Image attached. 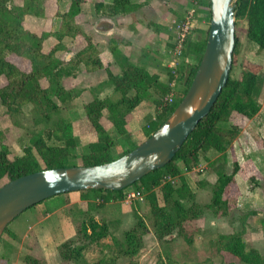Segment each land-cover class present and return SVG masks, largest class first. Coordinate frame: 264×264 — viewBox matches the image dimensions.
Wrapping results in <instances>:
<instances>
[{"label": "trees", "instance_id": "1", "mask_svg": "<svg viewBox=\"0 0 264 264\" xmlns=\"http://www.w3.org/2000/svg\"><path fill=\"white\" fill-rule=\"evenodd\" d=\"M47 2L48 0H0V81L3 82V85H0V103L5 109V114L11 116L14 122L17 116L31 106L32 110L40 115L35 122L36 125H48L44 130L33 133L29 146L24 149V154L14 159L11 158L10 146L5 142L0 143V182L6 180L8 183L44 169L102 165L131 152L139 145L124 150L117 158L113 156L112 151L118 146V140L102 124V120L106 117L115 128L117 135L125 139L129 135L127 124L130 114L144 101H151L156 106V115L143 129L147 140L167 121L187 94L205 52L209 30L204 33L203 38L195 39L194 29L184 48V57L192 59L193 64L189 65L188 69L182 66L179 68L178 81H183L185 88L175 105H165L164 99L169 94L170 83L175 80L172 72L168 71L169 85L164 84L159 76L152 75L144 67L132 63L117 45L112 47L111 52L121 72L115 75L108 70V79L100 86H111L112 96L104 99L96 96L84 105L86 118L96 134V141L89 143L88 152L84 151L80 157L82 165H78L75 162L79 158L77 156L79 141L73 122L62 118L49 125L50 120L65 107L79 102L81 93L66 87V82L77 77L82 68L96 71L104 66L99 51L93 44L76 54L71 61L58 56V53L65 48L63 44L65 37H77L83 33L76 20L82 13L85 0H71L68 10L59 15L62 24L57 32H43L38 35L26 28L28 17L47 18ZM204 4L209 10L207 14L211 21V0H205ZM235 4L237 21H246V38L264 52V0H237ZM94 8L97 12L103 10L106 14L118 16L135 11L138 6L131 0H113L110 5L99 3ZM52 38L56 43L49 52L45 53L44 43ZM236 38L233 67L238 63L240 47L237 33ZM10 55L27 58L31 63V69L28 72L21 70L8 60ZM248 67L243 65L238 78H234L231 71L228 84L215 106L189 136L172 162L129 187L136 188L146 196L154 217V233L159 241L169 240L170 243V240L174 241L177 237L185 236L187 223L201 216V206L197 202L196 193L190 178L183 174V170L192 172L202 162L209 160L212 151L225 157L241 133V128L232 123L233 115L240 114L251 120L261 111L258 97L263 83L262 72L250 70ZM43 80L48 83L46 87L42 85ZM227 124L230 127H226ZM261 143L264 147V140ZM222 168L223 166L218 168L217 180L211 185L212 200L209 208L216 216H228L232 211V205L224 199V195L240 171L237 161H234L231 174L226 173ZM207 184L206 181L198 183L200 186ZM157 188L162 192L163 206L159 205ZM128 189L87 190L64 195L75 194L89 207L92 200L98 196L102 206H105L110 202H123L128 195ZM135 216L136 226L125 233L121 247L107 253L95 264H119L121 258L129 259L131 264H138L135 256L144 247V236L148 234V227L140 215ZM75 226L77 237L99 241L107 236V224L95 218L87 222H76ZM8 230L7 228L5 232L9 233ZM244 232L243 229L230 235L219 236L218 252L233 255L240 264H264V259L258 251L249 248L244 242ZM10 236L12 239L17 238L14 233H10ZM3 244L6 245L4 237L0 241V248ZM71 245V241H66L58 247L60 258L65 263L72 261L78 263L81 261V249L73 248ZM6 246L9 248L8 245ZM23 262L49 264L40 252L26 255ZM0 264H7L4 257L0 256ZM157 264L180 263L168 256L167 259L159 258Z\"/></svg>", "mask_w": 264, "mask_h": 264}, {"label": "rangeland", "instance_id": "2", "mask_svg": "<svg viewBox=\"0 0 264 264\" xmlns=\"http://www.w3.org/2000/svg\"><path fill=\"white\" fill-rule=\"evenodd\" d=\"M135 1L137 0H131V2L133 3H135ZM66 10H68V4L66 2L61 5L57 2V0H48L46 4L47 18L37 19L35 17H28L26 21V28L38 35H41L43 32H57L60 30L62 24V19L59 15ZM86 11L89 13V9H87L86 4H84L82 13L76 20L83 33L79 34L77 37L68 36L64 38L63 43L65 48L63 51L58 53V56L61 59L71 61L76 54L86 48ZM206 11L209 12L208 9H206ZM209 26L210 16L209 14H207V23L203 26V28H194L195 30L193 31V35L195 36V39L203 38L204 33L209 30ZM236 33L240 39V47L238 51V63L232 69V76L234 78L240 77L243 70V65L249 66L248 68H250V70L262 72L261 76L263 83L261 85V90L258 97V100L261 104V111L253 120L254 127L256 125H259V123H264V52L259 50L255 44L251 43L246 38L245 20L237 21ZM55 43L56 41L53 38L47 40L44 43L43 51L45 53L49 52L55 45ZM117 47L119 48V46ZM120 48L119 50L122 52ZM8 60L17 65L21 70L25 72H28L31 69V63L25 57L10 55L8 57ZM160 60L161 57L157 62L161 63ZM132 61L134 60L132 59ZM185 62L181 65L182 67L190 65ZM116 64L118 65L117 62ZM115 69L117 68L114 67L115 73L120 72L119 70ZM96 71L97 72L94 76V74L92 75L91 72L86 73V68H83V70L77 77L72 78L66 83V87L75 89L81 93V96L78 98L79 102L70 104L69 106L61 110L59 114L54 115L49 124L52 125L55 121L62 118L69 119L73 122L75 134L79 141V148L77 150V156L79 158L75 162L78 165H82L80 157L84 153V151L88 152L89 143L96 141V134L90 128V125L87 121L84 105L86 104V102L93 100V94H95V90L106 91L104 92V95H102L104 97L113 95V88L111 86L106 85L104 87H100L102 83L96 85L99 80L108 79V72L106 73L105 71H103L100 75L98 73L99 69H97ZM177 78H179V76ZM0 85H3L2 81H0ZM42 85L44 87L48 85L46 80L42 81ZM91 87H93L92 92H90L92 90ZM179 90L180 87H177V91ZM178 97L179 95H177L176 97L175 104L178 102ZM4 111L5 109L0 103V143L5 142L10 146L12 151L11 158L14 159L17 156L24 154V149L25 147L29 146L32 134L44 130L48 125H36L35 122L40 117V115L35 113L34 110H32L31 106L26 108L23 114L17 116L15 118V122L13 118L5 114ZM154 115L155 112L154 108L152 107V102L144 101L130 114L128 118L129 120L134 119V117L140 119L138 123L143 124L142 126L145 127L146 122L151 120ZM249 120L250 119L240 114H234L232 117V123L239 126L241 128V132L243 131V129L249 128L247 125L249 123ZM102 124L110 131V133L114 137H118L115 128L111 125V123H109L106 117L102 120ZM225 126L230 127V125L228 124ZM144 127L142 128V132H144ZM257 128H255L254 130H251L249 128L248 132H251L252 138H250V135H248L246 131L244 136H249L248 141H240V145H242L246 153L244 156L242 154V149L239 150V152L237 148L233 150L232 144L225 157L212 151L209 154V160L202 162L192 172H185L186 174L184 173L185 176L190 178L192 188L196 192L197 202L201 206L200 218L187 223L185 236L180 238L177 237L174 241L170 240V243H168L169 240L168 242H166V240L159 241L154 233V217L152 214L151 206L147 201L146 196L143 194L141 196L142 199L130 200L128 198V195L130 193L139 192L138 190H136V188L132 187L127 190L128 195L123 202H110L109 204L102 206L101 200L97 198L98 196H96L95 199H93L91 202V207H89L88 204H84L83 209H81L80 211L76 208L69 210V215L71 216L74 225L76 224V222H87L92 218L106 223L108 226V231L106 234L107 236L99 241H95L87 237L76 236L74 239H71L69 241H71V246L73 248L81 249V261H79L78 263H75L76 261L65 263L62 262L61 258H58L54 262V264H95L96 262L101 260L107 253L116 251L121 247V244L125 240V233L132 230L134 226H136L137 219L135 215L137 214L143 218L146 226L148 227V234L144 236V247L135 256V260L138 262V264H157L159 258L162 257L164 259H167L168 256L173 257V259L178 261V263L180 264H224L223 258L215 254V248H217L218 246V240L215 237L216 235H219L217 234L219 230H224L221 229L220 226H217V222L219 221L218 218H225L227 222L231 223L233 230H238L240 226L238 222H242V219H244L245 217V213L243 214L241 210H245V207L244 205H242L243 207H241V210L235 207L237 204V201L235 200L237 198L236 183L240 176L241 179H243L244 176L239 174L236 175L234 183L231 184L230 187H228L224 195V199L228 200L232 205V211L229 213L228 217L214 215L212 209L209 208L212 200L211 186H200L198 185V183L200 181H207L206 178L215 180V178H217V170L221 166H223L222 169L226 173L231 174L234 169V161H237V159L239 158V160H241L245 165L250 166L248 167L250 168V172L245 175L243 182H246L247 186H250L255 190L259 189V187H261L262 189L261 197L258 194L250 196L254 199V205H252L251 207H256V205L260 204V202L264 203V180L262 178V180H260V178H257L259 168L258 165L254 164L252 156H250L251 154L255 157V155L259 156V152L264 153V151L262 150L264 149V147L261 143L262 140H264V125L263 127L261 126ZM112 152L113 156L117 158L120 154L119 146H116ZM241 179L239 180L242 184ZM6 183V180L0 182V187L5 185ZM244 191H247V188H245ZM156 192L159 205L163 206L164 199L160 188H157ZM48 201L46 200V202L44 201L42 202V204L40 203L38 204V206L36 205L31 209L25 211L8 226L9 233L5 232L3 237L6 241V245H8L9 248L6 245L4 246V244L0 248V256L4 257L7 264H24L23 259L26 255L36 254L39 252L36 240L33 237L25 238V235H23V233L27 231L30 236L34 235L36 231L35 222L38 219L44 218L46 216L47 208L45 210H41L39 213V217L37 218L33 217L32 213L35 211V209H42L43 205L44 207H47L46 204L48 203ZM187 205H190V203H187ZM260 211H264L263 205L261 206ZM51 217L50 220L55 221L57 215L55 214ZM234 222H237L236 226H234ZM30 227H32L33 230L31 228V230L29 231ZM13 231L21 237L17 236L16 239H12L10 233H13ZM226 231L229 230L226 229L224 232ZM194 245H197V248ZM209 245L214 248L212 252H208L207 250V246ZM194 247L197 250H192ZM229 260H231V258H229ZM119 264H131V262L127 258H121L119 260ZM235 264H240V262H236Z\"/></svg>", "mask_w": 264, "mask_h": 264}, {"label": "crops", "instance_id": "3", "mask_svg": "<svg viewBox=\"0 0 264 264\" xmlns=\"http://www.w3.org/2000/svg\"><path fill=\"white\" fill-rule=\"evenodd\" d=\"M57 2L61 5L66 2L69 8L71 0H57ZM112 2L113 0H85V3L82 5V9L84 4H86L87 9H89V13L86 11V47L90 44H93L97 47L101 63L104 66V69L99 68L98 73L101 75L103 71L107 73L108 70H110L116 75L121 72L120 66L119 64H116L114 56L111 52V48L117 45L119 48L121 47L120 49L122 50V53L128 57L132 63L144 67L150 74L159 76V79L162 83L169 85L168 65L172 59L171 51L173 48L175 35L174 30L172 29V23L177 19H183L189 11H193L194 16H197L195 19V28H203V26L207 23V8L204 4L205 0H137L135 1V3L137 2L136 4L132 2L134 5L138 6L137 10L126 15L118 16L106 14L103 10L97 12L94 8L96 4L102 3L105 5H110ZM160 57L161 63L157 62ZM132 59L139 64L132 61ZM186 60H184V62L186 61L185 63L190 65L193 64L192 59L186 58ZM184 62H182V64ZM188 66L189 65L186 66V69H188ZM114 67L117 68L115 70H119L120 72L115 73ZM87 72H91L92 75L94 74L95 76L97 71H88L86 69V73ZM105 81H107V79L99 80L96 85ZM177 87H180V90L177 91V88L175 89V101L177 95H180L185 88L184 82L178 81ZM91 88L92 90L90 92L93 91V87ZM170 91L171 88L169 89V93ZM104 92L106 91L95 90V94H93V96H98L101 99H104L106 98L102 96L104 95ZM108 97H110V95ZM152 107L154 108L156 115V106L153 103ZM253 120L254 118L249 120V123L247 124L251 130H254L257 127H263L264 123H259V125L253 127ZM139 121L140 119L135 117L131 120L128 118V137L125 139L119 136L117 137L118 146L120 148L119 153H122L124 150L132 148L135 145H140L146 140L145 134L142 132V128L144 126H142L143 124H139ZM147 123L148 122H146V125ZM249 128L243 129L237 140L234 141L232 147L233 150L237 148L238 152L242 149L243 156L246 153L242 145H240V141H248L249 136H244L246 131L247 134L250 135V138H252L251 132H248ZM262 150L264 151V149ZM258 155L259 156L255 155L254 157V155L250 154L254 164L258 165L259 168L257 178L264 180V153L259 152ZM237 162L240 166V171L238 174L243 175L244 177L243 179H241V176L239 178L242 180V184L239 179L236 183L237 198L235 200L237 201V204L235 207L241 210V207H243L242 205H244L245 210L242 209L241 212L243 214L245 213V217L242 219V222H240L241 224L238 222L240 225L238 230H233L231 223L227 222L225 218H218L219 221L217 222V226H220V228L224 230H219L217 232L219 235H216L215 238L217 239L221 235H230L244 229V242L249 248L258 251L260 256L264 259V211H260L261 206L263 205L264 207V203L260 202V204H257L256 207H251L254 205V199L250 197L254 196L255 194H258L261 197L262 189L259 187V189L255 190L252 187L247 186L246 182H243L245 175L250 172V168H248L250 166L245 165L241 160H239V158L237 159ZM185 172L187 171L183 170V174ZM206 179V182L208 183L207 185L210 186L213 185L217 180V178H215V180L210 178ZM245 188H247V191H244ZM48 200V203L46 204L47 207H44L43 205L42 209H35V211L32 213V216L37 218L39 217L41 210H45L46 208L48 209H46V216L44 218L38 219L35 222L36 231L34 235L30 236L27 231L23 233V235H25V238L33 237L38 244L39 252L42 253L49 264H54L58 258L60 259L58 247L64 242L76 237V226L69 215V210L76 208L80 211L83 209L84 204L87 203L82 202L75 194H72L69 197L66 195H60ZM55 214L57 215L55 221H51V216ZM236 224L237 222H234V226H236ZM31 228L32 227L29 228V231ZM226 229L229 231L224 232ZM13 233L16 236L21 237L14 231ZM211 245L207 246L208 252H212L214 250ZM194 246L197 248V245ZM195 247L192 250H197ZM215 249V254L223 258L224 264H235L238 262L233 255L226 252L219 253L217 248ZM229 258H231V260H229Z\"/></svg>", "mask_w": 264, "mask_h": 264}, {"label": "water", "instance_id": "4", "mask_svg": "<svg viewBox=\"0 0 264 264\" xmlns=\"http://www.w3.org/2000/svg\"><path fill=\"white\" fill-rule=\"evenodd\" d=\"M236 1L211 0L207 44L191 87L151 137L109 163L44 169L0 187V241L15 219L48 199L87 190L122 191L172 162L230 79L237 40Z\"/></svg>", "mask_w": 264, "mask_h": 264}, {"label": "built area", "instance_id": "5", "mask_svg": "<svg viewBox=\"0 0 264 264\" xmlns=\"http://www.w3.org/2000/svg\"><path fill=\"white\" fill-rule=\"evenodd\" d=\"M195 28V16L193 11H189L182 20H175L172 23L174 30V47L171 51V62L168 65L169 70L172 72L175 80L170 83L171 91L164 99L165 105H175V89L178 86L179 68L182 62L186 60L184 57V48L188 37L191 35ZM179 74V75H178ZM195 170V169H194ZM172 180L171 178H169ZM140 192H132L128 195L130 200L142 199Z\"/></svg>", "mask_w": 264, "mask_h": 264}]
</instances>
